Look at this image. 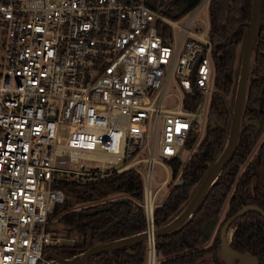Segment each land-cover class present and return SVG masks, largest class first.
Wrapping results in <instances>:
<instances>
[{
    "label": "built area",
    "instance_id": "2783aa9c",
    "mask_svg": "<svg viewBox=\"0 0 264 264\" xmlns=\"http://www.w3.org/2000/svg\"><path fill=\"white\" fill-rule=\"evenodd\" d=\"M173 1L0 0V264H40L59 244L58 178L129 168L142 182L143 264L156 263L155 196L205 128L207 111L184 96L216 92L210 0L170 18ZM155 163L165 177L152 188Z\"/></svg>",
    "mask_w": 264,
    "mask_h": 264
},
{
    "label": "trees",
    "instance_id": "16d2710c",
    "mask_svg": "<svg viewBox=\"0 0 264 264\" xmlns=\"http://www.w3.org/2000/svg\"><path fill=\"white\" fill-rule=\"evenodd\" d=\"M197 1L174 0L165 14L170 18H179ZM259 11V31L251 53L240 129L232 157L209 184L196 211L175 229L154 236L155 254L161 256L156 264H192L195 258H202L210 252L216 254L218 233L207 246L208 235L203 233L201 226L217 218L223 205H226V210L221 223L244 205H257L264 211V103L261 107L258 104L259 97L264 95V0L259 1ZM207 13L216 92L211 93L208 99L207 121L200 143L196 145L198 137L191 133L184 145L192 150L188 158L182 165L180 158L168 162L170 184L164 199L154 206V227L165 224L181 211L191 197L193 187L201 182L227 140L230 111L224 95L235 86V59L238 46L249 32L251 0H210ZM201 99L202 95L194 92L190 97L184 96L183 105L195 109ZM211 116L217 120L213 125L209 120ZM253 121H257L259 126ZM250 153L253 156L247 161ZM178 179L181 183L176 184ZM54 187L60 188L65 198L53 206L49 217L64 216L82 231L83 239L72 244L59 242L47 247V251L67 259L96 243L113 241L144 230L142 182L138 172L132 168L111 171L106 177L85 182L60 177ZM112 194L123 196L106 199ZM76 203H85L86 206L75 211L73 206ZM78 211L83 214L79 215ZM230 226L233 227L229 241L231 247L252 255L258 264H264V217L261 213L246 211ZM145 249V243L139 241L92 254L82 264H143Z\"/></svg>",
    "mask_w": 264,
    "mask_h": 264
},
{
    "label": "water",
    "instance_id": "95a60500",
    "mask_svg": "<svg viewBox=\"0 0 264 264\" xmlns=\"http://www.w3.org/2000/svg\"><path fill=\"white\" fill-rule=\"evenodd\" d=\"M259 1L260 0H251V11H252V19L249 23V32L245 36L242 42V50L239 59V71L236 79V87L235 94L233 99V106L230 112V123L227 130V140L223 148L218 153L217 159L209 166L206 170L205 175L201 179V182L195 186L192 190V195L183 206L181 211H179L172 219L167 221L165 224L161 226L154 227L153 236H157L160 234H164L170 230L175 229L179 226L190 214L196 211L201 198L203 197L205 190L209 186V184L217 177L218 171L224 166V164L232 157V152L234 150L237 134L240 129V114L243 107V99L245 95V90L247 87V79L249 73V63L251 59V53L253 49V45L256 39V36L259 31V23H260V11H259ZM193 73V72H192ZM259 107L262 106L264 102V95L260 96L259 99ZM210 123L213 125L214 121H217L213 116L209 118ZM253 123L258 127L257 121H253ZM224 153L222 158L221 154ZM181 183V179L176 181V184ZM253 210L258 211L264 217V211L259 208L257 205H244L240 207L239 210L228 219H226L221 225L220 230V246L218 249V255L222 257L226 264H229L228 256H234L238 259L239 264H258V261L255 257L250 254L243 253H235L231 250L229 244L225 240V231L230 226L231 222L240 217L246 211ZM79 215H82L83 212L78 211ZM216 222V218L209 220L207 223L202 224V231L204 234H209L212 226ZM146 232L141 231L139 233L131 234L130 236L114 239L113 241H105L101 243H96L95 245L89 246L85 251L77 253V255L72 256L71 258H62L61 256L56 255L54 252L48 251L43 255V261L40 264H45L47 259H52L58 264H82L83 261L90 255L95 254L101 251L112 250L113 248L125 245H131L132 243L144 241L146 239Z\"/></svg>",
    "mask_w": 264,
    "mask_h": 264
},
{
    "label": "rangeland",
    "instance_id": "374dc122",
    "mask_svg": "<svg viewBox=\"0 0 264 264\" xmlns=\"http://www.w3.org/2000/svg\"><path fill=\"white\" fill-rule=\"evenodd\" d=\"M202 15H204V13ZM238 47L239 48H238L237 56L235 59L236 72L234 73V77H233V82L235 83V86L229 94L224 95V101L226 102V105H227L230 112H231L233 102H234L233 99H234V94H235L236 79H237V75H238V71H239V65L238 64H239L240 54H241V50H242V43ZM208 99H209L208 94H204L202 96L201 103L199 106L203 112L207 111V107L209 104ZM204 120L205 121L203 122L204 124L202 123V127H203V125L206 124L207 115L204 117ZM203 128H202V131L204 130ZM263 133L260 135L261 137L259 138V140L262 138ZM202 135H203V133L201 132L199 134V136H197L198 139H197L196 145H198L200 143V141L202 139ZM191 152H192L191 149L190 150L186 149V148L182 149V151L179 154L180 160H181V165L188 158V155ZM252 153H250V155L247 157V161L252 158V156H253ZM165 164L169 168L168 164L167 163H165ZM152 175L154 178L152 188H155L158 185V183L161 180H163L165 177L163 167L160 163H155L153 165ZM169 184H167V185L165 184L164 186H162L157 191L158 193L156 194L155 199H154V203L156 205L164 199ZM194 188H195V186L193 187V189ZM117 196H123V195L122 194H112V195H109L108 198H106V199L111 200L112 198L117 197ZM83 206H86V204L85 203H76V205L73 206V210H75V211L79 210ZM225 207H226V205L222 206L221 211H220L219 216H218L219 219L223 217V214L225 213V210H226ZM49 225L51 226L53 231H55V234H56L57 238L59 239V242L72 244V243H77L83 239L82 231L79 230L78 228H76L71 223H69V221H67L64 216L58 215V216L49 217ZM144 258H145V256H144ZM155 258H156V263H157L158 260L161 258V256L156 254Z\"/></svg>",
    "mask_w": 264,
    "mask_h": 264
},
{
    "label": "flooded vegetation",
    "instance_id": "af4514ba",
    "mask_svg": "<svg viewBox=\"0 0 264 264\" xmlns=\"http://www.w3.org/2000/svg\"><path fill=\"white\" fill-rule=\"evenodd\" d=\"M264 103V102H263ZM224 216V214H223ZM223 219L222 218H216V222L214 223V225L212 226L213 228L211 229L210 233L207 234L208 235V240L206 242V245L207 246H210L214 237L216 236V234L218 233V247H217V251H216V254H213V253H208V254H205L204 256H202V258H195L194 261L192 262V264H226L225 260L220 257L218 255V249H219V246H220V230H221V225L223 224V221L221 223V220ZM228 219V218H227ZM207 223V222H206ZM232 232H233V227L229 226L226 231H225V240L227 241V243L229 244V241L231 239V235H232ZM230 248L232 251H234L235 253H243V254H248V253H244V252H241V251H236L234 250L231 245L229 244ZM144 255H145V251H144ZM196 256V255H195ZM228 260H229V264H239V261L237 258H235L234 256H228ZM246 264H249V263H246Z\"/></svg>",
    "mask_w": 264,
    "mask_h": 264
},
{
    "label": "bare ground",
    "instance_id": "6f19581e",
    "mask_svg": "<svg viewBox=\"0 0 264 264\" xmlns=\"http://www.w3.org/2000/svg\"><path fill=\"white\" fill-rule=\"evenodd\" d=\"M223 156H224V153L221 154V157L220 158H222Z\"/></svg>",
    "mask_w": 264,
    "mask_h": 264
}]
</instances>
